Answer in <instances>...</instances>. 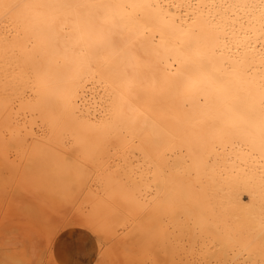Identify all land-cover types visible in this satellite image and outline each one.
I'll return each instance as SVG.
<instances>
[{
	"label": "bare ground",
	"instance_id": "1",
	"mask_svg": "<svg viewBox=\"0 0 264 264\" xmlns=\"http://www.w3.org/2000/svg\"><path fill=\"white\" fill-rule=\"evenodd\" d=\"M4 127L33 178L89 187L95 232L131 225L142 260L264 264V0H0Z\"/></svg>",
	"mask_w": 264,
	"mask_h": 264
},
{
	"label": "rangeland",
	"instance_id": "2",
	"mask_svg": "<svg viewBox=\"0 0 264 264\" xmlns=\"http://www.w3.org/2000/svg\"><path fill=\"white\" fill-rule=\"evenodd\" d=\"M20 119H22V120H20L18 123H17L18 120H16V122L13 121V125L16 126L17 124H20L22 126V124L24 123L23 121H25V123H24L25 125L29 124L28 123L30 121L29 116L24 118V119L21 117ZM14 123H16V125ZM28 127H29V125H26V128H25L26 131L23 128L24 130H21L22 134L21 133L18 134V136L21 135V137L19 136L21 138L20 141L22 140V142L24 143L25 140L27 142H29V140H30V143H31V142H34V140L32 141V139H35V138L36 139L39 138L38 140L43 139V137L41 136V131L38 130V127H36V126H34L35 136L33 134H31L33 136H31V138H30L29 133L26 135V133L28 132ZM2 129H0V135H1L0 139H3L2 137H4L2 135L3 133L1 132V130L4 132V135L7 136V138L4 137L6 139L2 140V141L5 140L4 143L7 140L9 141L8 136H10V138L12 139V140H10V142L14 141V140L16 142V139L19 140V137L16 138L17 136L12 135L10 132H8L9 130L8 131L6 130L7 128L4 127ZM36 129H37V131H36ZM8 133H10L11 135ZM23 135L24 136L26 135V137H24ZM12 136H14V137L12 138ZM24 138H25V140H24ZM27 138H29V139H27ZM36 139H35V141H36ZM2 141L0 140V142H1L0 146H4L7 143L6 142L4 144V143H2ZM10 142H8L7 146H6L9 148V149L7 148L8 150L4 147L5 148L4 151H6V150L8 151L6 154L3 153L4 151L2 152L0 150V154H1L0 155V157H1L0 158V161H1V163H0V168H1L0 169V258L1 257L5 258L8 262V264H105V263L108 264V262L110 264H115L116 261L120 262V263L116 262V264H121V263L126 264L129 260L134 259V258L137 259L138 257H139L138 259L141 260V263H140V261L137 262L138 259L135 262V259H134V260H131V262L127 263V264H133V262H134V264H136V263L137 264H143V263L144 264H155V262L160 261V260H162L163 263H165V264L166 263L167 264H169V263L170 264L171 263L172 264H177V263L178 264H201L200 261H202V260L200 258H198L197 253H195V252L193 254L190 253L189 246H186V245H188V243L184 244V247L185 246L186 247L183 248L184 250H186V248H187V250L185 252H183V249H181L180 253H182V254L179 253L180 256L178 254L176 255V256H178V258L175 257V259H174L175 263H174V261L168 263L167 260H164V258L161 256V254L160 255L157 254L158 257H160V259L158 257H156V259L154 261L153 258H155V257L153 254H155V256H156V253H157L156 251H155L156 253H154V252L149 253L150 252L149 251L148 257H146L148 260L145 258L142 260L141 257L144 255L143 253L145 251L142 253L140 246H138L139 244H137L138 242L136 241V238L134 239L133 237H131L129 232L127 233L128 235L126 237L125 234L127 231H129L128 228L129 227L131 228V225H129V227H127L128 223L121 224L124 221V219L122 220V218H120V219L118 218L119 219L118 221H122L121 223L120 222L119 223L121 225H124V226L126 225L125 228L121 225H119V226L116 225V226H112V227H114V231H113V228H111V232H110V230H108L112 234L114 232L115 235L110 234L108 231L107 232L111 235V237H110V235L105 236L103 234L102 235L99 234L100 232L99 233L97 231L95 232L94 231L95 229L91 228L89 226V224L83 220V218L85 220H88V219H86L85 216H87V218L88 217L90 218L92 215L91 214L92 206H89V205H91V201H89L88 196H86L88 194L89 187L86 186L85 189L83 188V191H82V189L77 188L78 192L76 191V188L74 189L76 192L71 190L70 194L73 195L72 199L71 198L67 199V197L70 194L68 195L69 191L67 193L65 192L66 191L65 187H63V188L58 187V188L64 190L62 193L61 190L59 191V189L54 190V188L50 186L51 184L49 183V181L47 183H49L50 185L47 183L45 184V182L42 181L43 179H40V181H42L44 183L40 182L38 180L40 174L38 175V177L33 178L34 177L33 174H35V176H37V173L39 172V170H38V172H37V170L35 171V169H33V167L29 166L27 163H26L27 167L29 166L30 170L32 169V170H34V172H37V173L31 172L28 168H26L25 162H28V161L25 160L26 159L25 157H22V160L20 161L21 158L19 159V157L22 156L21 155L22 153L19 154L20 153L19 149H17L14 146L15 144H12ZM27 142L24 143L25 147H27L29 145V143L27 144ZM10 145H13L14 148H13V146L11 147ZM10 147L13 148L14 151H13V149H12V151H10L11 150ZM0 149H3V148L0 147ZM16 150H18L19 153L18 152L16 153ZM14 154L16 157L14 156ZM11 158L13 159L12 161H11ZM16 162H18V163H16ZM26 170L30 171V173H28ZM13 172H14V175H13ZM6 178H7V180H6ZM40 178H41V176H40ZM18 180H19V182H18ZM8 181H10V182H8ZM32 183H33V185H32ZM41 184H43V185H41ZM42 186H44L45 189L42 188ZM93 188H96V186H94ZM79 190H81L82 192ZM58 191L61 193L59 194ZM53 192H55V193H53ZM74 193H78L79 196L77 195L74 198V196L76 195ZM65 197H66V199H65ZM84 199H85V201H83ZM66 200H68V201L71 200L69 202L73 201V203L70 204ZM87 202H88V204H87ZM66 203H69L68 206ZM81 203H82V206L80 205ZM67 209L69 212L66 211ZM88 209H90L91 211ZM77 210H78V212H77ZM79 210H80V212H79ZM88 211L90 214L88 213ZM81 212L83 213V215L81 214ZM73 214H75V217ZM76 215H78V217L81 215L80 216L81 218L80 217L78 218ZM82 216H84V217H82ZM80 223H81V225H79ZM86 223L88 224V226ZM115 229H116V231H115ZM123 233H124V235H123ZM98 234L100 235V237ZM119 234H122V235H119ZM101 236H104V238ZM108 236L110 238H108ZM128 236H130V237H128ZM115 238H116V240L118 238V241L114 242L113 240ZM128 238H130V239H128ZM98 239L99 240L101 239L102 242H101V240L99 241ZM103 239H105V240H103ZM121 240L123 243L119 242ZM112 243L115 245H113ZM130 243H132V247L134 245L136 246V247H134L135 250L132 249V247H130ZM108 245H110V246H108ZM119 249H120V251H119ZM107 250L111 253H109V252H108L109 254L105 253V252H107ZM121 250L123 252H121ZM102 251H104V252H102ZM100 253H102L106 257H104L101 254V257H102L101 258ZM123 253H124V256H123ZM125 253H126V255H125ZM129 253H131L130 255H132V253H133L136 256L134 257V255H132L134 257V258H132V256L129 255ZM138 253H139V255H138ZM183 253H185V255ZM150 254H152V256H149ZM186 254H187V256H186ZM195 254L197 255V257ZM145 255H146V252H145ZM181 255L183 257H181ZM193 255H195V256H193ZM126 256L128 259H126ZM103 257H104V259H103ZM108 257L109 258L112 257L111 258L112 260H110ZM151 257H152V260H151ZM179 257H181V258H179ZM101 259H103V260H101ZM113 259H114V262H113ZM124 259L127 261H125ZM157 263L162 264V262H157Z\"/></svg>",
	"mask_w": 264,
	"mask_h": 264
}]
</instances>
